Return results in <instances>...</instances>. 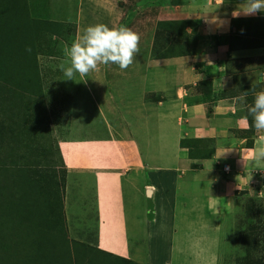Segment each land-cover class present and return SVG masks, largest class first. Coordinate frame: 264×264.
<instances>
[{
  "label": "rangeland",
  "instance_id": "obj_1",
  "mask_svg": "<svg viewBox=\"0 0 264 264\" xmlns=\"http://www.w3.org/2000/svg\"><path fill=\"white\" fill-rule=\"evenodd\" d=\"M15 1L4 0L5 13L0 0V264H264V178L237 192L246 196L238 205L243 211L225 224L235 229L220 233L213 248L203 238L187 250L168 239V248L148 252L146 244L129 236L132 243L128 241L130 249L123 257L106 254L100 240L91 242L89 201L94 189L89 186L95 183L85 174L90 171L85 162L89 151L83 145L91 138L85 129L114 123L116 112L125 113L133 97L148 104L165 97L158 108L171 111L177 120L183 103L176 99L174 86L172 91L159 86L154 92V84L161 85L160 80L169 85L178 75L167 58L187 52L196 56V30L164 33L156 16L163 0ZM96 24L126 26L138 33L135 62L124 71L101 65L99 72L83 79L77 75L76 80H64L53 67L63 58L61 41L71 44ZM52 35L58 39L53 41ZM29 47L31 52L26 51ZM228 51L223 45L221 52ZM196 86L185 92L193 94ZM150 106L156 109V104ZM147 182L145 176L142 193ZM136 187L125 190L131 216ZM137 203L140 210L147 200Z\"/></svg>",
  "mask_w": 264,
  "mask_h": 264
},
{
  "label": "crops",
  "instance_id": "obj_2",
  "mask_svg": "<svg viewBox=\"0 0 264 264\" xmlns=\"http://www.w3.org/2000/svg\"><path fill=\"white\" fill-rule=\"evenodd\" d=\"M163 1L156 16L164 33L174 29L186 35L196 30V56L187 52L167 58L179 69L178 75L169 85L160 80L161 85L154 84V92L159 86H169V91L174 86L176 99L183 103L179 118L158 108L165 97L149 104L133 97L125 113L116 112L114 123L85 129L91 137L83 145L89 151L85 162L90 171L85 174H91L95 183L89 186L94 189L89 234L91 242L100 240L107 254L127 257L121 254L129 252V236L147 245L148 252L168 248V239L187 250L203 238L213 248L229 220L236 221L243 211L238 205L246 196L237 192L264 178V160H254L249 151L259 146L264 133H257L251 116L242 119L256 93L264 91V13L233 18L242 0ZM223 45H228L226 54L221 52ZM195 83L193 94L185 92ZM245 92L244 102L234 99ZM130 130L134 137L129 142ZM145 176L148 182L142 193ZM127 187L138 191L131 199L136 208L132 216ZM142 198L147 204L138 210L137 200ZM232 228L233 224L228 230Z\"/></svg>",
  "mask_w": 264,
  "mask_h": 264
},
{
  "label": "clouds",
  "instance_id": "obj_3",
  "mask_svg": "<svg viewBox=\"0 0 264 264\" xmlns=\"http://www.w3.org/2000/svg\"><path fill=\"white\" fill-rule=\"evenodd\" d=\"M261 13H264V0H242L232 12V16L239 18L241 15L255 16ZM51 39L56 41L58 37L52 35ZM139 45V34L126 26L114 25L110 28L106 24L90 25L71 44L61 41L63 58L53 67L63 73L64 80H76L77 75L83 79L92 72H99L101 65L108 67L117 65L124 71L135 62L140 52ZM26 51L31 52V48H27ZM246 96L247 92L234 99L244 102ZM248 116L252 117L257 133H264V91L256 93L254 103L248 109V115L242 119L247 121ZM258 145L249 151L253 153L254 160L261 161L264 160V135L259 137ZM217 151L219 152V149ZM226 152L228 151L225 150L222 155ZM260 196L264 197V191Z\"/></svg>",
  "mask_w": 264,
  "mask_h": 264
},
{
  "label": "trees",
  "instance_id": "obj_4",
  "mask_svg": "<svg viewBox=\"0 0 264 264\" xmlns=\"http://www.w3.org/2000/svg\"><path fill=\"white\" fill-rule=\"evenodd\" d=\"M15 1V0H14ZM15 2H17V1H15ZM1 6L3 7V10H5V13H8V8H7V6H6V2L4 3V0H3V3H1ZM182 144H183V141H182ZM184 144H185V142H184ZM183 144V145H184ZM191 150V149H190ZM190 154H191V156H194V153L192 152V151H190ZM107 254V253H106ZM108 254H111V253H108ZM121 258V259H120ZM119 259L121 260V261H123V262H128L129 260L127 259V258H123V257H119Z\"/></svg>",
  "mask_w": 264,
  "mask_h": 264
},
{
  "label": "built area",
  "instance_id": "obj_5",
  "mask_svg": "<svg viewBox=\"0 0 264 264\" xmlns=\"http://www.w3.org/2000/svg\"><path fill=\"white\" fill-rule=\"evenodd\" d=\"M224 171H225V172H229V171H230V167H229V166H225V167H224Z\"/></svg>",
  "mask_w": 264,
  "mask_h": 264
},
{
  "label": "bare ground",
  "instance_id": "obj_6",
  "mask_svg": "<svg viewBox=\"0 0 264 264\" xmlns=\"http://www.w3.org/2000/svg\"><path fill=\"white\" fill-rule=\"evenodd\" d=\"M152 202V201H151ZM153 203V202H152ZM153 207V206H152ZM150 219V218H149ZM155 220V219H154Z\"/></svg>",
  "mask_w": 264,
  "mask_h": 264
}]
</instances>
